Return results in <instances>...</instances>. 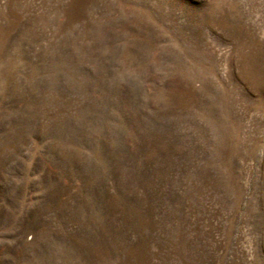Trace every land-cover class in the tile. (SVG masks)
Here are the masks:
<instances>
[{
	"label": "rangeland",
	"instance_id": "rangeland-1",
	"mask_svg": "<svg viewBox=\"0 0 264 264\" xmlns=\"http://www.w3.org/2000/svg\"><path fill=\"white\" fill-rule=\"evenodd\" d=\"M0 264H264V0H0Z\"/></svg>",
	"mask_w": 264,
	"mask_h": 264
}]
</instances>
